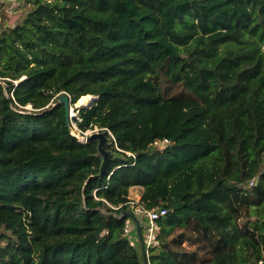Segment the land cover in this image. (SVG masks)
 Returning a JSON list of instances; mask_svg holds the SVG:
<instances>
[{
	"label": "trees",
	"instance_id": "obj_1",
	"mask_svg": "<svg viewBox=\"0 0 264 264\" xmlns=\"http://www.w3.org/2000/svg\"><path fill=\"white\" fill-rule=\"evenodd\" d=\"M28 2L22 22L0 24V264H145L121 213L135 186L168 209L149 264L255 263L264 0ZM64 92L97 96L77 123L107 133L105 166L98 141L71 133Z\"/></svg>",
	"mask_w": 264,
	"mask_h": 264
},
{
	"label": "built area",
	"instance_id": "obj_2",
	"mask_svg": "<svg viewBox=\"0 0 264 264\" xmlns=\"http://www.w3.org/2000/svg\"><path fill=\"white\" fill-rule=\"evenodd\" d=\"M0 1H4V0H0ZM5 79L6 77L0 76V83L6 85ZM13 81L15 82V84H17L16 82L17 80H13ZM73 110L75 109L71 107V111L68 116V120H69L68 126H69L71 133L78 137V133H81V132L85 133V131L82 130L78 126L77 120H81V118L77 114H75ZM75 130H77L78 133ZM109 132L112 134L110 130ZM87 136L88 134H85L86 139H84L83 142H87ZM154 143L160 149H163L170 143V140L168 139L156 140ZM129 205H130L131 210L140 218L142 226H144L143 240H144V244L146 246V250L148 253L151 248L160 246L159 234L161 231V225L159 223V220L167 215L168 209L166 207H153V208L146 207L144 204L140 203V198L139 199L131 198ZM132 230H135L137 232L135 224L133 225L131 223V219L128 218L126 220L125 232L128 235L130 244L136 245L139 239H138V236L137 238H135V236L132 235V232H131ZM253 264H264V247L262 249L261 256Z\"/></svg>",
	"mask_w": 264,
	"mask_h": 264
},
{
	"label": "rangeland",
	"instance_id": "obj_3",
	"mask_svg": "<svg viewBox=\"0 0 264 264\" xmlns=\"http://www.w3.org/2000/svg\"><path fill=\"white\" fill-rule=\"evenodd\" d=\"M32 6L31 2H28V0H4V1H0V24L2 23L4 25L2 29H4L5 27H10V28H14L18 23L22 22L23 19L26 17L29 8ZM24 77V76H23ZM20 81L17 80L16 82L18 83ZM12 95V92L10 93ZM93 96L92 98L89 100L91 101L89 105H80L78 103L73 105V109L74 113L77 114L80 117V113H79V108L86 106V107H90L93 103ZM97 98V96H96ZM78 102V101H77ZM32 104H28L26 107L28 108H32L31 106ZM78 106V107H77ZM78 109V110H77ZM71 111V108H70ZM73 113V114H74ZM77 132V130H75ZM97 131H102L100 127L98 126H94L90 129H87L85 131V133H78V138L80 140H84L85 138V134H91L93 132H97ZM109 142V140H108ZM110 153V157L112 156V152L108 151ZM251 185V184H250ZM132 196L129 197L135 199L134 194H132ZM245 216L243 217V219L240 221V223H242L245 220ZM255 218V217H253ZM2 233H10L9 231H7L4 227H0V235ZM133 234V232H132ZM161 244V241H160ZM184 245L186 246V248L190 251L193 250H197L199 252V256L201 257H205L207 256V250H208V246H206V244L202 243V242H197V241H193V240H187L185 241Z\"/></svg>",
	"mask_w": 264,
	"mask_h": 264
},
{
	"label": "water",
	"instance_id": "obj_4",
	"mask_svg": "<svg viewBox=\"0 0 264 264\" xmlns=\"http://www.w3.org/2000/svg\"><path fill=\"white\" fill-rule=\"evenodd\" d=\"M93 99H96V96H93ZM59 102H64L65 108H66V114L68 117L70 107H71L70 106L71 105L70 97L66 94H62L59 98ZM93 102H94V100H93ZM80 105H83V104H80ZM88 141H98L99 142L98 143V149H99L100 154L104 157V166H105L110 159V153L105 149V144L108 143V137H107L106 132H104V131L93 132V133L89 134V136H87V142ZM121 213H122V216L129 217L130 219H132V221H134L135 226H136V230H137V234H138V239H139L140 244H141L142 253L144 255V262H145V264H149V260L147 257V250H146V246H145L144 240H143L142 225H141L140 218L131 209H124V210H122Z\"/></svg>",
	"mask_w": 264,
	"mask_h": 264
},
{
	"label": "crops",
	"instance_id": "obj_5",
	"mask_svg": "<svg viewBox=\"0 0 264 264\" xmlns=\"http://www.w3.org/2000/svg\"><path fill=\"white\" fill-rule=\"evenodd\" d=\"M142 192H143L142 186H135L130 189V196L133 197L132 194H134L135 199H139L141 197Z\"/></svg>",
	"mask_w": 264,
	"mask_h": 264
},
{
	"label": "bare ground",
	"instance_id": "obj_6",
	"mask_svg": "<svg viewBox=\"0 0 264 264\" xmlns=\"http://www.w3.org/2000/svg\"><path fill=\"white\" fill-rule=\"evenodd\" d=\"M92 98V95L88 94V95H84L82 97H80V99L78 100V104H83V105H89L91 101H89ZM74 112V110H73Z\"/></svg>",
	"mask_w": 264,
	"mask_h": 264
},
{
	"label": "clouds",
	"instance_id": "obj_7",
	"mask_svg": "<svg viewBox=\"0 0 264 264\" xmlns=\"http://www.w3.org/2000/svg\"><path fill=\"white\" fill-rule=\"evenodd\" d=\"M64 93L66 94V92H64ZM66 95H68V96L70 97V94H66ZM90 95H91V94H90ZM70 100H71V98H70ZM70 102H71V101H70ZM76 103H77V102H76ZM76 103H75V104H76ZM70 106L73 107L72 104H71ZM71 107H70V108H71ZM74 109H75V108H74ZM69 114H70V111H69ZM68 116H69V115H68ZM101 130H102V129H101ZM104 132H105V131H104ZM106 134H107V133H106ZM88 136H89V135H88ZM252 182H253V181H252ZM252 182L250 183L251 185H253ZM253 183H254V182H253ZM131 220H132V219H131ZM141 225H142V224H141ZM142 233H143V230H142ZM139 242H140V241H139ZM147 254H148V253H147Z\"/></svg>",
	"mask_w": 264,
	"mask_h": 264
}]
</instances>
